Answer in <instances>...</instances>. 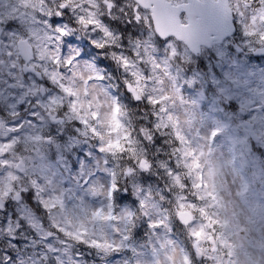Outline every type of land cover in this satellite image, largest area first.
Returning <instances> with one entry per match:
<instances>
[{
  "label": "snow or ice",
  "instance_id": "6c2138e0",
  "mask_svg": "<svg viewBox=\"0 0 264 264\" xmlns=\"http://www.w3.org/2000/svg\"><path fill=\"white\" fill-rule=\"evenodd\" d=\"M221 15L238 20L248 44L264 46V0H0V166L9 169L0 177V210L9 199L21 201L25 193L34 192L37 206L50 218L48 236L82 241L105 255L130 249L124 264H256L246 254L256 243L252 230L241 223L234 201L223 193L232 194L227 168L236 197L247 203L254 192L264 200V193L257 194L253 186L264 184V165L248 172L246 151L235 146L229 158L217 162L216 137L231 125L218 122L207 134L201 132L204 117L197 113L196 102L184 97L180 82L189 56L177 41L197 50L204 18ZM160 38L167 45L163 60L155 55L154 40ZM109 62L122 69L123 87L136 109L110 90L120 84L104 83L113 77L99 65L111 67ZM41 80H48L52 89L46 100L35 98L37 91H47ZM169 92L174 95L160 99ZM80 103L88 104L87 116L84 109L77 110ZM117 109L119 116L128 117L122 122L129 133L121 140L122 148L113 146L115 134L106 124ZM48 120L80 121L85 134L101 141V150L114 157L111 185L92 188L109 198L106 206L73 212L63 191L52 190L51 178L43 174L48 167L43 150L54 142L43 132ZM256 134L264 136V120L253 129ZM245 142L246 137L235 141ZM189 150L205 164L198 171L206 174L207 191L190 170ZM238 160L242 167H237ZM153 171L165 178L163 187L145 189L134 183L142 172ZM121 179L129 183L122 185ZM119 191L138 198L134 210H116ZM185 206L192 207L191 215H185ZM250 212L248 224L264 232V207ZM141 219L150 229L145 246L151 249V260L143 259L144 253L130 243ZM176 220L184 226L190 247L172 233ZM15 227L19 233L25 225L16 220ZM210 235L218 241L208 239ZM39 259L17 256L7 245L0 250V264H39Z\"/></svg>",
  "mask_w": 264,
  "mask_h": 264
},
{
  "label": "rangeland",
  "instance_id": "374dc122",
  "mask_svg": "<svg viewBox=\"0 0 264 264\" xmlns=\"http://www.w3.org/2000/svg\"><path fill=\"white\" fill-rule=\"evenodd\" d=\"M236 21L239 24L238 20ZM237 35L234 40H228L224 44H213L198 57L193 56L184 45L177 42L181 48L187 50L189 56V60L184 63L180 71V82L184 97L189 101H195L197 113L204 117L200 129L201 132L207 134L211 128L218 126V122H222L219 114L223 113L227 117L232 116V121H234L239 137L249 139V132L243 125L244 118L242 119L241 117L240 109H245L247 118L255 123L257 128L260 121L264 120V57L259 58L253 55V51L262 46L259 44H248V37L245 36L241 27ZM154 44L157 49L155 55L163 60L167 56V45L162 44L161 40H154ZM201 59H203L202 66H200ZM109 63L114 72L113 74L116 75L118 84L123 87L122 69H119L114 62ZM106 67L107 70L110 69L108 64ZM205 70L209 72L211 82L216 86L217 95L209 94L206 96V93H204L208 89L206 82H203L206 79V77H203ZM189 74L192 75L188 76ZM41 83L47 89L46 94L41 95L40 91H37L35 98L46 100L53 94L52 89L48 80H43ZM221 89H224V91H221ZM210 91L213 92L214 90L210 89ZM116 92L118 93L117 90ZM170 95L174 94L169 92L167 95L160 97V99L166 100ZM205 98L214 100L205 102ZM225 99H227L229 105L235 103L237 106L235 112L233 110L230 111V115H228L226 107L225 109L221 108V111L219 109L222 105L225 106ZM133 106L137 108V103ZM87 107L88 104L80 103L77 106V110L84 109L83 114L87 116ZM177 107L179 108L180 106L177 105ZM231 107L234 108V106ZM21 108H23V105H21ZM211 108H213V111H210ZM24 115L26 113H21V116ZM93 115H99V113H93ZM179 116L180 120L184 119L182 109L179 112ZM252 117H255V119H251ZM66 122L67 124H62V126H55L49 120L43 123L44 135L51 136L54 139V142L47 144L43 150V162L48 165L43 170V174L51 178L52 190L56 192L63 191L69 210L78 213L84 208L106 206L109 198H106L102 193H94L92 188L96 184L111 185L113 176L111 175L110 167H116L117 162L111 154L101 150V141L90 134H85L84 125L80 121L66 120ZM106 124L110 126L107 129L109 133L115 134L113 146L122 148L120 140L123 137H127L129 133L124 131L122 123L116 120L115 112L111 113ZM225 137L224 133L216 137L215 147L217 152L215 159L217 162H222L232 155L233 148ZM262 137L264 139V136ZM128 143L133 142L129 140ZM246 145L249 147L248 143ZM259 146L261 145L259 144ZM188 153V155L193 156V159L189 162L190 170L196 174L199 182L204 185L207 191L210 188V184L207 179L203 178L206 174L204 171H198L203 170L205 164L202 163L198 155H194L192 150H189ZM252 154L254 155L252 164L254 169L257 170L263 165L264 156L262 154L258 155L254 151ZM107 158L110 162L109 165H107ZM159 170L161 173L163 172V169ZM8 171V168L1 166L0 177L5 176ZM148 173L142 172L134 183L142 185L143 179L151 181L155 175L152 172ZM225 173L228 176V187L232 194L228 195L226 191L223 193L224 198L234 201L241 223L246 224L252 230L256 243L246 248V254L249 259L259 264L261 257L264 256V251H262V248H264V232L257 229L256 225L248 224V219L251 216L250 209L264 207V200L258 199L254 192L247 199V203L240 200L235 195L236 186L230 184L231 170L226 168ZM86 181L88 183L84 185ZM120 183L127 185L129 181L121 179ZM154 189L158 190V187ZM255 191L257 194L264 193V184L255 189ZM119 193L124 196L126 201L133 198L138 201L136 196L130 195L128 192L119 191ZM27 194L32 195L34 202H36V194L29 191L25 193L23 199L18 203L14 199H9L8 202L10 204L0 211V250H3V246L7 245L16 251L17 256H30L33 260L40 258L39 264H49L51 256L55 259L59 257L63 264H92L91 261H95L97 264H124L128 259L129 256L125 254L126 249L105 255L99 249L83 244L82 241L65 242L62 236L55 238L48 236L50 218L47 217L45 221L32 205L30 206L25 202L24 198ZM130 204L132 205L131 202ZM128 205L118 204L117 210L129 209ZM182 210L193 211L190 206H185ZM5 220H7V223H5ZM16 220L24 223L25 227L22 232L17 233ZM177 221L179 222V220ZM36 224L40 225L39 229L36 228ZM135 227H139V234L145 237L146 241L150 232L147 221L144 219L138 220ZM135 227L132 232L131 247L142 251L144 253L143 259L151 260V249L145 246V241L144 243H139L134 239ZM161 234L163 235L164 233L162 232ZM213 238L215 237L211 235L208 237V239ZM17 242L22 244L20 245L19 243L17 245ZM49 244L52 245L51 248L48 247ZM22 246L25 249L21 248ZM90 247L98 254L95 255V258L89 260L82 251ZM128 251L132 255V251L130 249ZM45 255L48 257L46 260L44 259Z\"/></svg>",
  "mask_w": 264,
  "mask_h": 264
},
{
  "label": "water",
  "instance_id": "95a60500",
  "mask_svg": "<svg viewBox=\"0 0 264 264\" xmlns=\"http://www.w3.org/2000/svg\"><path fill=\"white\" fill-rule=\"evenodd\" d=\"M221 16H223V15H221ZM214 17H216V16H206L205 18H204V21H203V25H202V27L203 28H205V26H206V24L208 23V21H210L211 19H213ZM223 18H225V17H223ZM158 30H159V25H158ZM202 40V39H201ZM201 40L197 43V50H195L196 52H198L199 51V44H200V42H201ZM63 120H57V121H53V122H62ZM246 124L250 127V130H251V133H252V136H253V138L254 139H256V140H259V137L257 136V135H253V129H254V125H251L250 123H248V122H246ZM185 215H188V214H186L185 213Z\"/></svg>",
  "mask_w": 264,
  "mask_h": 264
}]
</instances>
